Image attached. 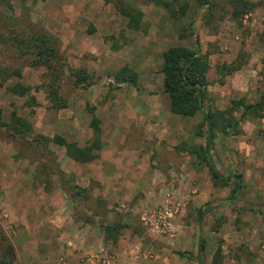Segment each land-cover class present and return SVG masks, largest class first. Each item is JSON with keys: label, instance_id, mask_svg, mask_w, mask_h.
I'll return each mask as SVG.
<instances>
[{"label": "rangeland", "instance_id": "1", "mask_svg": "<svg viewBox=\"0 0 264 264\" xmlns=\"http://www.w3.org/2000/svg\"><path fill=\"white\" fill-rule=\"evenodd\" d=\"M247 1L248 11L233 19L229 0H179L175 9H188L175 17L157 0H0V68H21L25 85L48 83L46 70L31 67V56L13 44L15 36L48 32L65 64L60 95L68 102L51 108L41 89L30 108L6 91L15 77L0 84V231L15 248V264H68L65 253L54 252L59 238L84 244L79 264H199L195 257L213 264L219 246L224 264H264V117L248 116L239 135L214 140L215 166L242 183L231 202L233 182L215 185L192 153L206 143V128H198L202 114L181 116L174 129L164 116L170 98L163 52L171 46L209 54L206 107L223 110L233 99L255 102L264 94V0ZM121 2L143 12L140 30L128 28ZM232 63L243 67L221 82L217 66ZM125 66L136 71V85L116 80ZM69 68L87 70L92 85L74 86ZM13 110L35 133L81 146L93 138L97 118L99 158L80 164L64 147L11 135ZM107 225L120 226L117 234L108 236Z\"/></svg>", "mask_w": 264, "mask_h": 264}, {"label": "trees", "instance_id": "2", "mask_svg": "<svg viewBox=\"0 0 264 264\" xmlns=\"http://www.w3.org/2000/svg\"><path fill=\"white\" fill-rule=\"evenodd\" d=\"M168 0H157V2L168 9L174 17L176 14L184 16L188 9V4L179 6L175 9V3ZM202 3H210L212 0H200ZM229 3L234 7L232 12L233 19H238L244 15L250 7L247 0H229ZM119 12L127 18V26L132 30H140L143 18V12L136 7L126 6L123 2L119 5ZM208 23V22H207ZM13 44L17 47L21 56L30 55L29 65L33 68L43 67L46 74L50 77L48 83L41 86L32 87L25 85L19 79L23 77L21 68H0V84L4 85L10 78L15 77L17 81L14 84L6 86L7 93L26 99L25 105L34 108L38 105V100L34 92H39L45 89L47 98L51 103V108L64 109L67 107V99L60 95L62 78L65 72V64L59 53L56 38L46 32L43 34H31L21 37L15 36ZM264 41V34L262 36ZM241 63L223 64L217 66L218 79L222 82L229 75L234 74L242 68ZM211 62L208 53H203L199 48L193 49L183 45L171 46L163 52V89L170 98L171 113L184 117H193L198 113L203 116V121L198 125V128H206V143L205 146H196L192 151L199 159V164L205 165L208 168L209 174L215 185L228 187L233 182L234 187L230 196V201L234 202L241 190L242 183L240 177L236 174L225 176L214 164L211 157V149L215 138L218 134H223L225 137L231 135H239L240 122L248 116L254 118L264 117V94L255 102H248L246 98L233 99L231 105L220 110L218 108L206 107L205 99L207 97L208 87L211 85L209 74ZM92 75L85 69L69 68V78L72 84L76 87H89L92 85ZM116 80L120 83L131 82L137 84L138 75L136 71L125 66L117 74ZM236 112H241L239 118L235 116ZM5 125L0 111V128ZM101 123L97 118L92 121L93 138L86 145L81 146L77 142H69L66 138L60 135H54L52 138L35 133L33 123L18 114L13 110L10 115V121L7 124V131L13 136L22 138L32 137L39 144L47 145L52 142L55 145L64 147L66 155L80 164H86L96 161L99 158V150L102 148L103 142L101 139L102 130ZM200 136L204 135L199 132ZM79 194L88 193V189L76 188ZM201 216L204 214L200 210ZM120 226L107 225L106 234L109 236L117 234ZM111 237V236H110ZM110 240L112 238H109ZM6 237L0 231V264H15L16 252L12 244L5 243ZM115 241V240H114ZM202 247V245H201ZM222 247L219 246L216 250L212 263L224 264ZM180 256L193 259L191 253H179ZM199 264H206L200 257Z\"/></svg>", "mask_w": 264, "mask_h": 264}, {"label": "crops", "instance_id": "3", "mask_svg": "<svg viewBox=\"0 0 264 264\" xmlns=\"http://www.w3.org/2000/svg\"><path fill=\"white\" fill-rule=\"evenodd\" d=\"M155 113H156L157 117H161L160 114H158L157 112H155ZM164 116H165V118H167V123L166 124H168V126H167L168 128H169V126L171 128L175 127V123H178V122L181 121V119H183L181 116L171 113L170 108L164 114ZM195 117H197V115ZM198 122H199V119H198ZM172 129H174V128H172ZM146 195H148V194H146ZM149 195H150V193H149ZM46 219L48 221L52 220L50 217H46ZM58 240H59L58 242H54V243L57 244V247L54 250V252L56 251V253H58V252L65 253L66 256H67L66 260L68 261V264H79L80 263V261H79L80 258L79 257H82V255L84 253L83 252L84 251L83 250V248H84L83 245L84 244L80 243V242H77V241L67 242L66 240H64V238H59ZM54 243H52L51 245L55 246ZM70 245H72V246H70ZM80 251H82V252H80ZM86 264H94V262L89 259V260H87Z\"/></svg>", "mask_w": 264, "mask_h": 264}, {"label": "built area", "instance_id": "4", "mask_svg": "<svg viewBox=\"0 0 264 264\" xmlns=\"http://www.w3.org/2000/svg\"><path fill=\"white\" fill-rule=\"evenodd\" d=\"M169 215H171V214H169ZM161 218H163V219L165 220V219H166V216H163V215H162ZM162 222H163L162 227L169 228V226H170V223H169V222H166V221H162ZM170 227H171V226H170ZM102 263H103V264H106L107 261L104 259Z\"/></svg>", "mask_w": 264, "mask_h": 264}]
</instances>
